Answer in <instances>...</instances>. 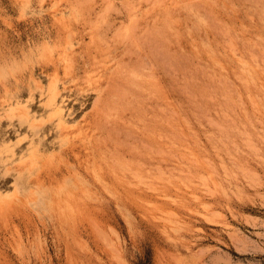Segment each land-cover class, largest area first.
Here are the masks:
<instances>
[{
	"label": "rangeland",
	"instance_id": "374dc122",
	"mask_svg": "<svg viewBox=\"0 0 264 264\" xmlns=\"http://www.w3.org/2000/svg\"><path fill=\"white\" fill-rule=\"evenodd\" d=\"M0 264H264V0H0Z\"/></svg>",
	"mask_w": 264,
	"mask_h": 264
},
{
	"label": "bare ground",
	"instance_id": "6f19581e",
	"mask_svg": "<svg viewBox=\"0 0 264 264\" xmlns=\"http://www.w3.org/2000/svg\"><path fill=\"white\" fill-rule=\"evenodd\" d=\"M163 3V2H162Z\"/></svg>",
	"mask_w": 264,
	"mask_h": 264
}]
</instances>
